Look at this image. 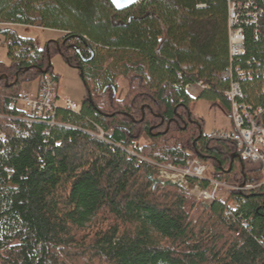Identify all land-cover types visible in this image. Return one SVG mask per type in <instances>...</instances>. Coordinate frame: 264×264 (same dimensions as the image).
Here are the masks:
<instances>
[{
  "label": "trees",
  "instance_id": "obj_1",
  "mask_svg": "<svg viewBox=\"0 0 264 264\" xmlns=\"http://www.w3.org/2000/svg\"><path fill=\"white\" fill-rule=\"evenodd\" d=\"M0 25L64 33L39 49L0 31L11 63L0 64V264H264L262 164L234 159L235 143L204 135L191 110L206 100L230 111L228 0H143L124 11L110 0H0ZM244 28L236 62L254 73L240 80L244 102L259 107L264 18L258 38ZM52 47L87 93L77 113L60 107L55 124L29 126L11 105L24 84L58 81ZM120 77L130 87L122 100ZM197 84L194 98L186 88ZM129 148L178 167L198 156L212 178L253 188L203 205Z\"/></svg>",
  "mask_w": 264,
  "mask_h": 264
},
{
  "label": "built area",
  "instance_id": "obj_2",
  "mask_svg": "<svg viewBox=\"0 0 264 264\" xmlns=\"http://www.w3.org/2000/svg\"><path fill=\"white\" fill-rule=\"evenodd\" d=\"M264 18V0H228V36L230 66L224 71L223 79L230 81V88L226 91V97L231 102L232 129L217 130L209 135L235 143L239 157L262 164V185L264 186V126L260 119L264 114V105L252 107L244 102L243 89L240 80L246 77L254 78L252 70L244 71L236 60L245 55V28L254 27L256 36L259 35V26ZM258 38V36L256 37ZM237 75V77L235 76ZM203 87L201 84H198ZM197 85V86H198ZM193 85L187 86V91ZM57 85L48 76L39 81L37 93L22 89L17 98L13 99L11 108H17L25 113L24 120L31 126L37 121H46L55 124V114L60 107L69 112L77 113L76 104L66 101L64 105L57 103ZM21 105V106H20ZM100 138H103L101 133ZM0 140H5V135L0 134ZM160 179L178 184L197 196L198 200L211 204L219 199L223 188H230L226 183L210 177L209 166L201 161L198 156L188 160L182 167L172 164L153 163ZM189 179L209 181L210 187L203 188L199 184L191 186ZM251 185L233 187L235 191L244 192L251 190Z\"/></svg>",
  "mask_w": 264,
  "mask_h": 264
},
{
  "label": "rangeland",
  "instance_id": "obj_3",
  "mask_svg": "<svg viewBox=\"0 0 264 264\" xmlns=\"http://www.w3.org/2000/svg\"><path fill=\"white\" fill-rule=\"evenodd\" d=\"M6 29L12 30L19 37L33 39L38 45L39 49H44L50 44L54 45L55 42L64 35V33L56 30L26 27L23 25H0V31ZM52 48L50 62L53 68V74L59 77L58 81L56 82L58 97L57 103L58 105H64L66 101H69L76 104L80 109L87 93L81 74L78 69L73 68L67 63L66 59L54 49L55 47ZM7 53L8 48L5 44V37L0 34V64L10 66L11 63L8 59ZM197 85H193L191 89L187 91L194 98H197L202 91L201 86ZM129 88L130 87L127 80L120 77L118 80L117 99H124L129 92ZM23 89L34 94L37 93L39 90V80L24 84ZM191 110L194 118H196L197 121L202 125V132L204 135H211L217 130L232 129L231 112L227 110L220 102L215 104L206 100H197L195 105L191 107ZM150 143L151 140L145 136L137 142V145L142 149ZM129 151L139 160H144L151 165L155 163L154 161L143 158L133 148H129ZM208 166V175L211 177L213 176L214 169L212 166H210V164H208ZM157 179L161 182L164 181L160 179L159 173H157ZM227 185L230 186V188L222 189L219 195L220 200L227 199L230 193L235 191L233 187L239 186L238 184ZM188 194L196 202H202L198 200L197 196L193 195L190 191H188ZM202 204L207 205L204 202H202Z\"/></svg>",
  "mask_w": 264,
  "mask_h": 264
},
{
  "label": "water",
  "instance_id": "obj_4",
  "mask_svg": "<svg viewBox=\"0 0 264 264\" xmlns=\"http://www.w3.org/2000/svg\"><path fill=\"white\" fill-rule=\"evenodd\" d=\"M112 5L114 6L116 11H124L127 10L137 4H140L143 0H110ZM51 65V62H50ZM45 74H47V70L44 71ZM2 79V78H0ZM237 158L239 160H241V158L239 157V155H236L234 157V159Z\"/></svg>",
  "mask_w": 264,
  "mask_h": 264
},
{
  "label": "crops",
  "instance_id": "obj_5",
  "mask_svg": "<svg viewBox=\"0 0 264 264\" xmlns=\"http://www.w3.org/2000/svg\"><path fill=\"white\" fill-rule=\"evenodd\" d=\"M190 94V93H189Z\"/></svg>",
  "mask_w": 264,
  "mask_h": 264
}]
</instances>
